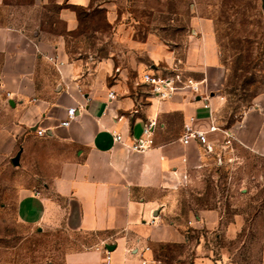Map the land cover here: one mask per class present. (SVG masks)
Returning a JSON list of instances; mask_svg holds the SVG:
<instances>
[{"label":"crops","instance_id":"1","mask_svg":"<svg viewBox=\"0 0 264 264\" xmlns=\"http://www.w3.org/2000/svg\"><path fill=\"white\" fill-rule=\"evenodd\" d=\"M88 1H65L60 15L67 33L76 28L69 7L85 8ZM17 7L0 0V159L10 158L15 169L16 220L47 233L49 244L58 234L69 236V245L54 248L46 264H104L107 254L110 264L160 260L151 246L169 240L174 226L166 189L204 156L197 141L182 143L184 127L204 132L210 149L234 140L264 155V95L236 129L223 130L213 116L207 73L197 78L161 48L146 56V40L134 38L132 23L111 20L105 54L71 50L68 36L27 24ZM162 66L199 82L201 98L186 90L152 97L141 76L164 73ZM69 108L75 117L63 127ZM148 124L150 145L142 134Z\"/></svg>","mask_w":264,"mask_h":264},{"label":"rangeland","instance_id":"2","mask_svg":"<svg viewBox=\"0 0 264 264\" xmlns=\"http://www.w3.org/2000/svg\"><path fill=\"white\" fill-rule=\"evenodd\" d=\"M7 1L19 6L27 24L68 36L71 50L105 54L111 20L132 23L134 38L146 40V56L161 48L197 78L207 73L213 116L223 130L236 129L264 95L260 0H89L85 8L69 7L76 20L69 33L60 15L66 0ZM196 143L204 156L166 189L174 226L169 240L151 246L153 255L166 264H264V155L234 140L213 149ZM14 177L10 158L0 159V264H46L54 248L71 240L58 234L49 244L47 233L18 223ZM195 219L202 221L189 224Z\"/></svg>","mask_w":264,"mask_h":264},{"label":"built area","instance_id":"3","mask_svg":"<svg viewBox=\"0 0 264 264\" xmlns=\"http://www.w3.org/2000/svg\"><path fill=\"white\" fill-rule=\"evenodd\" d=\"M49 61L57 62L56 58L49 57ZM58 65H62L61 62H58ZM141 81L144 85H146L149 89V92L152 97L158 100H164L173 95L176 91L186 90L189 93L201 98L200 95V83L194 81L193 79L185 76L183 72L178 67H172L166 73H156V72H144L141 76ZM113 93L110 92L108 97L111 98ZM204 108H208V105L205 104ZM76 113L75 108H69L66 111L65 120L60 122V125L63 127H67L71 120L74 119ZM151 126L152 124H148L144 126L142 130V134L146 137V142L148 145L152 143L151 139H149L151 134ZM210 131H214L215 128L212 126L209 129ZM44 131L38 130L37 135L42 136ZM115 142H120L121 137L117 133L112 134ZM182 143L187 144L191 140H195L197 142L203 143L208 149L210 146L205 141V133L199 131H193L188 126L184 127V133L182 135ZM229 144V141L225 142V145ZM133 150H139L138 146L134 144L132 146ZM148 248H144V251H147ZM141 264H148V261L142 259ZM150 264H166L161 262L160 260H152L149 262ZM104 264H110V257L107 254L105 257Z\"/></svg>","mask_w":264,"mask_h":264},{"label":"water","instance_id":"4","mask_svg":"<svg viewBox=\"0 0 264 264\" xmlns=\"http://www.w3.org/2000/svg\"><path fill=\"white\" fill-rule=\"evenodd\" d=\"M260 1H261V8L264 10V0H260ZM12 163L14 165L17 164V156L14 159H12Z\"/></svg>","mask_w":264,"mask_h":264}]
</instances>
